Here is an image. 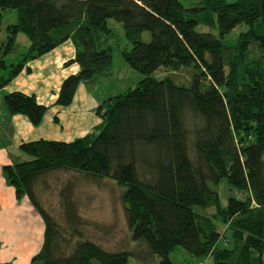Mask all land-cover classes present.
Returning <instances> with one entry per match:
<instances>
[{"label": "trees", "instance_id": "16d2710c", "mask_svg": "<svg viewBox=\"0 0 264 264\" xmlns=\"http://www.w3.org/2000/svg\"><path fill=\"white\" fill-rule=\"evenodd\" d=\"M5 10L16 16L0 40V90L28 61L70 41L69 63L78 71L62 81L55 100L67 107L80 84L91 88L111 75L108 21L122 27L130 49L120 55L142 76L95 109L101 122L94 132L68 143H23L28 160L4 167L16 199L26 197L44 224L30 264H128V256L172 264L176 247L213 264H264V0H200L193 7L178 0H0V32ZM240 25L247 30L225 44ZM179 72L183 82L175 80ZM4 106L34 127L48 110L21 92L6 94ZM57 174L69 178L54 213L42 196ZM221 180L242 194L229 197L225 209L216 191ZM105 182L119 189L131 252L104 249L83 233L75 184ZM210 207L211 216L204 213ZM221 239L231 247L219 248Z\"/></svg>", "mask_w": 264, "mask_h": 264}, {"label": "crops", "instance_id": "0c3cea01", "mask_svg": "<svg viewBox=\"0 0 264 264\" xmlns=\"http://www.w3.org/2000/svg\"><path fill=\"white\" fill-rule=\"evenodd\" d=\"M74 54L73 44L67 41L28 61L21 73L0 90V264H30L42 247L44 235L42 219L26 197L16 199L14 189L5 180L4 167L28 160L19 150L23 143H68L94 132L101 122L95 109L113 96L101 95L98 78L92 88L80 84L67 107L55 104L62 81L78 71L75 63H69ZM12 92L33 95L39 104L48 107L39 126L34 127L22 115L9 114L4 96Z\"/></svg>", "mask_w": 264, "mask_h": 264}, {"label": "rangeland", "instance_id": "374dc122", "mask_svg": "<svg viewBox=\"0 0 264 264\" xmlns=\"http://www.w3.org/2000/svg\"><path fill=\"white\" fill-rule=\"evenodd\" d=\"M184 7H193L200 0H178ZM230 2L232 0H226ZM16 12L14 10H5L3 12L2 31L0 32V40L4 41L5 26L8 23L15 21ZM108 26L113 30L114 36L108 40L106 47L112 56V73L110 77H101L98 79V91L101 95H116L128 88L135 86V84L142 78V76L135 70L129 68L120 55V50L123 48L130 49L129 43L124 38V33L120 24L114 21H108ZM258 29V27H257ZM198 32H210L216 35V29L198 25L196 27ZM247 27L240 25L235 27L223 40L225 44H233L237 36L246 31ZM259 31V30H258ZM145 39L148 38L146 34ZM20 42L28 44V40L22 34L18 37ZM1 43V42H0ZM255 48L251 47V56H253ZM158 77H163V73L159 72ZM175 76V75H174ZM184 72H179L175 76V80L183 82L185 78ZM92 88V87H91ZM68 176L57 174L53 175L47 180L49 190L42 196L43 204L46 208L54 213H57L59 198L57 191L68 180ZM73 194L76 198L77 204L80 208L81 217L86 224L83 227V233L89 239L97 243L104 249L111 251L131 252L134 250L135 244L130 240L129 233L125 227L124 214L122 206L119 202V189L112 183L105 182L99 185L92 184H75ZM218 194L219 206L222 209L226 208L229 197L242 199L241 192L229 187L225 180H221L216 186ZM207 215L215 214V208L210 207L204 211ZM219 231L223 227L218 221H215ZM219 248H230L231 245H225L223 239L218 244ZM169 258L172 264H213L212 259L207 257L199 259L190 256L184 249L176 247L169 253ZM128 264H140L132 256L127 258ZM158 259L154 260L153 264H157Z\"/></svg>", "mask_w": 264, "mask_h": 264}]
</instances>
